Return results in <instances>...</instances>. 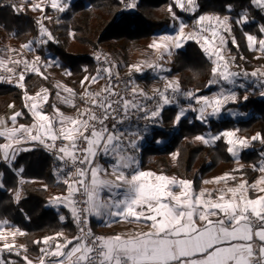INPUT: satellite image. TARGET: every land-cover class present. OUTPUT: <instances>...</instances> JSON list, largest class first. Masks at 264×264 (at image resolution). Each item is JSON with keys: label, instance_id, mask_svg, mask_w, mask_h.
Masks as SVG:
<instances>
[{"label": "snow or ice", "instance_id": "snow-or-ice-1", "mask_svg": "<svg viewBox=\"0 0 264 264\" xmlns=\"http://www.w3.org/2000/svg\"><path fill=\"white\" fill-rule=\"evenodd\" d=\"M28 2L29 0H22V4ZM251 2L264 11V0ZM174 4L185 12H195L198 7L196 0H174ZM11 6L16 12L23 11L22 7L15 4ZM50 6L63 12L67 3L66 0H50ZM228 7L230 11L231 6ZM31 10L44 11V8L36 0H32ZM168 11L174 20L179 19L171 6ZM236 23H247V14ZM196 24L199 26L198 30L186 34L184 29L187 25L181 21L175 35L160 37L163 43H154L152 47L163 48L171 55V48H181L186 39H195L197 43L202 40L203 51L210 54V58L215 56L216 61H223L222 66L218 64L213 67V80L209 86L220 81L234 85L239 74L228 70L231 61L225 60L222 54L225 37L221 34V29L231 33L229 17L201 15ZM260 31L264 33V26H261ZM40 35L46 36L47 40H53L51 33L42 24ZM245 35L250 50L264 52V38L257 39L253 35ZM232 43L236 44L234 37ZM22 47L31 50L32 44L25 43ZM38 61L39 56L31 62L12 59L6 61L0 58V69L13 74L11 78L0 76V82L11 83L13 79L17 81L16 87L24 90V106L33 120L31 125L17 126V118L22 117L23 112H16L7 119L0 118V138L6 141L0 144V156L6 163L14 160L18 152L31 149L14 148L13 145L28 143H35L51 151L61 162L57 172H63V177L58 175V181L62 179L67 191L65 197H55L54 200L69 208L79 229L78 235L54 246L50 245L49 241L56 237L49 236L42 242L37 241L36 243L48 245L40 249L42 255L39 257V264H264V195L258 194L255 198L249 196L250 191L264 193V176L252 184L243 180L235 186H227L230 180L235 181L237 177L225 174L214 181L225 184V187L215 194L203 189L196 191L191 181L139 170L138 161L128 151L136 148V142L132 139L126 140L129 133L118 126L124 124L136 112H144V119L157 117L165 105L173 102L167 93L169 89L172 93H178V82H168L164 90H156L159 101L156 109L149 111L137 98L151 100L155 97L147 96L142 90L137 91L134 84L131 89L126 85L124 90L116 91L119 85L112 82V68L105 67L98 70L97 76L91 77V81L96 83L106 77L108 83L99 92L85 90L84 94L78 97L85 105L83 108L77 107V94L74 90L55 85L67 93L62 95L61 91H57V98L65 106L76 108V116H66L55 104L50 105L52 113L48 114L43 111V107L49 102V90L42 88L33 96L28 94L24 84L25 73L28 71L47 79L37 66ZM22 63L24 69L17 73L15 68ZM9 64L12 66H8ZM148 67L155 70L159 66L149 64ZM221 67L222 70L218 71ZM133 69L141 72L140 66H133ZM251 75L256 77L257 73L253 72ZM116 78L118 79V73ZM81 84L83 85L84 81ZM128 91L131 92L130 99L125 94ZM187 95L191 97L193 94ZM260 95L264 96V91H261ZM236 99L235 93L226 94L223 89L211 98H198L196 102L201 104L198 118L206 122L205 112L209 108L210 115L216 116L222 105L228 101L235 102ZM184 115L185 112L181 109L175 117L176 122L178 123ZM221 135L227 137L226 142L233 146L229 147L228 151L234 157L238 154L234 150L236 144L242 148L249 147L247 138L233 140L235 134L232 131H225ZM196 139L205 144L210 143V140L203 136H197ZM211 139L218 140L220 135ZM251 139H259L264 143V138L259 134ZM99 158L106 159L108 166L101 165ZM253 170L264 173V161H261L259 167L253 166ZM0 188H3L2 183ZM90 217L104 221L103 226L106 227H111L113 223L127 222L141 224L148 231L97 236L89 227ZM63 219L64 217H61V220ZM6 224L7 221L0 222V240H6L3 234ZM16 232L25 235L19 229H16ZM15 234L14 232L13 236ZM15 247L14 244L3 245V248L9 251ZM23 250L27 251L26 248ZM15 254L20 256L21 252L16 251ZM23 259L25 264H32L26 255ZM0 264L15 262L5 261L0 255Z\"/></svg>", "mask_w": 264, "mask_h": 264}, {"label": "trees", "instance_id": "trees-1", "mask_svg": "<svg viewBox=\"0 0 264 264\" xmlns=\"http://www.w3.org/2000/svg\"><path fill=\"white\" fill-rule=\"evenodd\" d=\"M13 4L22 7L23 11H14ZM130 4L135 6L129 7ZM196 4L198 7L192 17L206 14L229 17L231 33L228 49L237 71L251 75L264 65V57L249 49L245 35L263 38L260 28L264 26V11L254 6L251 0H196ZM170 6L179 17L183 15L172 0H73L65 12L48 7L44 12L32 11L30 1L22 4V0H0V46L7 42L24 45L36 40L41 36L42 24L53 40L46 37L47 42L36 52L42 57L41 61L46 53L59 60L61 69L68 73V85L77 94L83 78L97 74L92 55L96 43H104L119 69L128 71L133 65V53L148 49L152 34L171 25ZM245 13L247 23L237 24L236 21ZM40 18L42 21H39ZM71 42L75 44L73 52L68 51ZM212 69V62L198 50L197 44L188 42L173 55L168 75H178L180 91H197L202 95L213 89L209 86ZM41 71L47 79L28 73L24 84L30 95L42 88L49 90L50 99L44 109L50 112L56 89L53 79L43 69ZM134 78L145 90L159 84L148 73L134 75ZM237 91L236 101L227 104L224 109L236 108L249 114L245 120H210L205 125L188 115L177 123V107H165L160 114V125L151 129L147 144L141 151L140 169L191 181L193 188L199 189L204 180L231 172L235 163L223 136L213 145H203L195 138L208 131L212 134L234 131L250 141V148L240 155L245 167L239 172L251 184L258 175L251 166L264 161V143L251 139L257 134L264 138V97L260 96V87L252 85ZM23 97V89L0 82V116L13 105L18 112L24 113L17 118L18 122H30ZM157 140H161L162 144L156 145ZM0 183L3 184L0 188V222L7 221V226L25 233L19 241L27 249L26 252L19 251L20 256L12 251L3 252L5 261L25 264L23 256L26 255L28 260L39 257L44 244L36 242H42L46 237H56L60 241L75 237L73 217L66 209L52 204L55 197L66 194V185L62 180L58 181L50 168L49 155L41 147L18 152L9 165L0 161ZM19 184L22 197L15 202L13 194ZM61 217L64 219L61 220ZM92 225L90 219V227ZM92 232L95 233V230ZM59 233L63 235L58 236Z\"/></svg>", "mask_w": 264, "mask_h": 264}, {"label": "rangeland", "instance_id": "rangeland-1", "mask_svg": "<svg viewBox=\"0 0 264 264\" xmlns=\"http://www.w3.org/2000/svg\"><path fill=\"white\" fill-rule=\"evenodd\" d=\"M29 1L31 3V8H32V0H29ZM72 1L73 0H66L67 7L65 8V11L70 6ZM172 1H173V4H174V0H172ZM36 2L40 3L41 7H43L44 10H45L46 7L50 8L52 10H57V9L51 8L50 0H36ZM174 6H175V4H174ZM254 6H256V5H254ZM176 9L180 13H182L183 15H181L179 17L175 13V11L173 10V12L175 13L176 17H178L179 19L178 20H174L173 19L171 25L168 28H165L163 31L154 32L152 34L151 43L148 46V49L133 53V65L128 70V72H131L133 75H139V76H144V75H146L148 73L155 80L159 81L158 85H152L150 88H148V90L147 89L145 90L143 88V86L137 82L138 85L141 87V89L145 92V94L147 96L155 97L154 99H151V100L144 99V102L142 103V104L147 106V109L149 111L155 110L156 107H157V103L159 101V98L156 96V90H161V91L164 90L165 84L168 83V82H171V81L178 82V75L177 74H174L172 76L168 75L169 66H170V63H171V61L173 59V55L175 54V52L177 50H179V49H182L185 46L186 43H188V42L196 43L197 47H198V50L201 51V53L207 59H209L212 62L213 67H217L218 64L222 66V64H223V61H216V57L215 56H211V58H210V54H207V53H205L203 51V48L201 47V44L203 43L202 40H201L200 43H197L195 39H186L185 42L183 43V46L181 48H178V49L175 48V47L171 48V55H168V53L163 48L156 49V48L152 47V45L154 43H163V41H161L159 39L160 37L165 36V35H175L176 32L178 31L179 23L181 21H183L187 25V27H185V29H184V32L186 34L187 33H191L194 30H198L199 26L196 24V20L198 19L199 16L198 17H192L194 12L181 11L178 7H176ZM65 11H63V12H65ZM41 12H44V11H41ZM206 15H208V14H206ZM210 16H218V15H210ZM171 17H172V14H171ZM221 18H223V17H221ZM39 21H42V18H40ZM221 34L225 37V47H224V51H223L222 54L224 55L225 60L231 61L228 70L230 72H235V73L239 74L235 78V81H236L235 84L234 85H229V84H227L224 81H220V83H218V84H211V87L213 89H212V91L210 93L202 94V95L199 94V92H197V91H180V88H179V92L178 93H172V91L169 89L167 95L170 98H172L173 102L170 105H165L162 108V110L165 107L176 106L177 109H178V114L181 111V109H183L184 112H185V115L183 117H186L188 115L190 117L192 116L196 120H198L200 123H203L205 125H207L210 120L220 121V120H223V119H233L235 121H238V120H245L246 118H248L249 114L243 113L239 109H236V108L224 109V107L227 104L232 103V101H228L224 105H222L221 106V111L216 116L210 115L211 109L209 108L205 112L206 122H202V119L198 118L200 116L199 109L201 107V104H198L196 102V100L198 98H203V97L211 98V97L215 96L217 93H219L222 89L225 91L226 94L235 93V95L237 97V94H238L237 90L238 89H246L249 85H252V86H255V87H260L261 91H264V75H261V73H264V65L259 67V68H257L254 71V72L257 73L256 77H253L252 75H249V74L247 76H245L243 72L237 71L235 69V66H234L233 62H232V58H231V56L229 54V49H228V40L230 39V34L227 33V32H224L222 29H221ZM204 35H209V33H204ZM45 38H46V36H44V37L40 36L36 40L32 41L31 42V44H32V49L31 50L23 48L22 45H14V44H12L10 42H7L3 46H0V58H4L6 61L9 60V59H12V60H22V61H30L31 62V61H35L36 56H39L40 57V61L37 62V66L40 67L41 70L43 69L44 72L50 78L53 79L54 86L55 85H61L63 87H67L69 89H72L68 85V73L64 72L61 69L59 60L57 58L53 57L52 55H50L49 53H46L43 56V61H41L42 57L39 54H37L36 50L42 44H44V43H39L38 41L45 40ZM263 38H264V33H263ZM216 43L217 44L219 43V38H217ZM247 44H248V41H247ZM256 47H258V44L256 45ZM100 48L101 49H106V45L104 43H98V44L96 43L95 51L100 49ZM13 50H15V51H13ZM74 50H75V44L71 42V44L68 47V51L69 52H73ZM255 53L258 56L264 57V52L255 51ZM149 64L158 65L159 67L157 69L153 70L152 68L148 67ZM8 66L11 67L12 65L9 64ZM133 66H140L141 67V72L134 71ZM23 69H24V65L22 63L18 67L15 68V71L18 73V72L22 71ZM161 69H163V70H161ZM219 70H222V67L218 68V71ZM28 73H32V72L28 71V72L25 73V75L28 74ZM12 75H13L12 73H8V72H5L2 69H0V76H7V77L11 78ZM95 76H97V74ZM86 77L87 76H85L83 78V80H82V81H84V84L82 85L80 83V85H79V91L77 93V97L80 96V95H83L85 90H89L91 92H97V91H99V89L101 87L100 79H99L98 82L93 83L91 81V77L90 78L87 77V78H89L87 80L85 79ZM212 80H213V75H212V78H211L210 81H212ZM5 83L11 84V85H16L17 81L15 79H13L11 83H9V82H5ZM240 85H243V87H241ZM55 89H56V92L57 91H61L62 95H67V93L63 92V88L58 89L57 87H55ZM261 91H260V93H261ZM37 93L33 94V96H35ZM189 93H191L193 95L190 97V96L187 95ZM261 97H264V96H261ZM52 104H55L60 109V111L62 113H64L66 116H73L74 117L77 114L76 108L65 106L57 98L56 93L54 95V99H53V103ZM44 108H45V105L43 107V111L46 112ZM193 109H195V110H193ZM162 110L159 112V115L157 117L152 118V119H147L148 122L143 127H141V128L140 127H135V133L138 135V140L136 141V148H135L136 152L141 153V151L143 150V148L147 144L148 138L150 137L151 129L152 128H156V127H158L160 125L159 124L160 123V114H161ZM16 112H18L17 108H15V106L11 105V107H9L8 111L5 114L1 115L0 118L7 119V118L11 117ZM46 113L51 114L52 113V108H51L50 112H46ZM141 113H142V116L144 117V112H141ZM30 119L31 120L28 123H21V122L19 123L18 122L17 126L20 125V124L31 125L33 123V120L31 118V116H30ZM9 124H10V122H9ZM232 132H234V131H232ZM222 133L223 132H221L220 134H212L211 132L208 131V132L204 133L203 135H200V136H203L206 139L210 140V143H208V144H205L203 141L197 140L196 138H195V141L199 142V143H201L203 145H213L216 142V140H212L211 137H215V136H218V135L222 136L221 135ZM234 134L235 135L232 137L233 140H242V139H244V138L239 137L235 132H234ZM227 139H228L227 137H224L225 142L227 141ZM5 142L6 141L4 139H2V142H0V144L5 143ZM248 143H249V147H247V148H242V147H240L239 144H236L234 146V150L237 151V153H238L237 156L234 157L231 153H229L232 156L235 164H234L233 170L231 172H229V173H226V174H231V175L236 176L237 179L235 180V182H237L240 179H243L242 175H241V173L239 171H240V169L245 167V164L241 161L240 155H241V153L243 151H246V150H248L250 148V141L249 140H248ZM161 144H162L161 140H157L156 141V145H161ZM227 145H228V148L229 147H233L232 145H229L228 143H227ZM13 147L14 148L28 147V148L31 149V148L43 147V146H39V145H37L35 143H28V144H21V145H13ZM0 161H3L2 156H0ZM11 161H9V164H10ZM261 161H263V160H261ZM101 162H103V166L104 167L108 166V161L106 159L103 158ZM138 167H139V163H138ZM251 167H253V166H251ZM224 175L225 174H223L221 176H224ZM221 176H217L216 178L215 177L211 178L213 180H211V179L204 180L203 182L209 181L210 183H205V185L202 187V189L206 190L207 192H212V193L215 194L217 192L216 188H219V186L222 185L223 183L221 182V183L218 184V183H215L214 181L217 180L218 178H220ZM110 178L114 179V177H110ZM256 178H255V180L257 181L258 179H256ZM231 182H233V181L230 180L228 183H231ZM199 189H195V190H199ZM104 195H107V193H104ZM14 232L16 234L13 236ZM3 234L6 237V240H0V255H2V253L5 252V251H9L8 249H4L3 248V245L5 243L14 244L16 246L15 249L12 250V252L23 251L24 248L21 247L22 245L20 244V241H19V238H20L21 235L18 232H16V229H13V228L5 225L4 229H3ZM58 242L59 243H63L64 241L55 240L54 242H50L49 244L54 246ZM46 247H48V245H44L43 246V248H46ZM37 258L30 260V261H32V264H38Z\"/></svg>", "mask_w": 264, "mask_h": 264}, {"label": "built area", "instance_id": "built-area-1", "mask_svg": "<svg viewBox=\"0 0 264 264\" xmlns=\"http://www.w3.org/2000/svg\"><path fill=\"white\" fill-rule=\"evenodd\" d=\"M93 58L96 64V68H97V72L98 70H101L105 67H111L112 71H113V78H112V82L114 84H118L119 87L116 88V91L120 92L122 90L125 89V86L127 85L128 89H131V87L133 86V84L136 86L137 91L142 90L141 87L138 85V83L136 82L134 75L131 72L128 71H121L117 65V63L111 58V56L109 55L108 51L106 49H98L96 51L93 52ZM97 57H99V59H97ZM118 73V79L116 78V74ZM101 75L103 76L104 74L101 73ZM101 82V87L99 89V91L108 83V79L102 78L100 79ZM97 91V92H99ZM143 91V90H142ZM143 93H145L143 91ZM127 95V97L130 99L131 98V92L128 91L125 93ZM82 96V95H80ZM79 97V96H78ZM77 97L76 99V105L78 108H83L85 105L84 103ZM139 100L140 103L144 102V98L143 97H138L137 98ZM148 122L147 119H144L142 116L141 112H136L134 113L131 118L129 120H126L124 122V124L119 125L118 127L124 129L125 131H127L129 133V136L126 138L127 139H132L135 140V142L138 140V135L135 133V127H143L144 125H146ZM44 151H46V153L49 155V159H50V168L53 171V173L58 177V175L62 178L63 177V172L58 173L57 170L61 167V162L59 160L56 159V157L52 154L51 151L46 150L45 148L41 147ZM129 153L136 156L137 152L135 149H128ZM4 162V160H3ZM4 164L9 165V162H4ZM62 180V179H61ZM15 195V194H14ZM82 206V205H81ZM90 221V218H89ZM75 223V221H74ZM89 227H90V222H89ZM91 228V227H90ZM79 234V229L77 227V224L75 223V236ZM95 234V233H94ZM97 235V234H95ZM99 236V235H97ZM42 254H40L39 257H41ZM39 257L38 259V264H39Z\"/></svg>", "mask_w": 264, "mask_h": 264}, {"label": "crops", "instance_id": "crops-1", "mask_svg": "<svg viewBox=\"0 0 264 264\" xmlns=\"http://www.w3.org/2000/svg\"><path fill=\"white\" fill-rule=\"evenodd\" d=\"M140 154L139 152H137L135 158L136 160L138 161L139 163V170H142L140 169ZM103 158H99V163L102 161ZM260 162H258V164L256 165V167H259L260 166ZM101 165H103V162L100 163ZM142 171H145V170H142ZM146 172H149V171H146ZM258 172V171H257ZM261 176H264V173H260L258 172V176L256 179H259ZM216 178V177H215ZM213 180V179H211ZM243 181V179H240L238 180L237 182L233 181L231 183H228L227 186H235L239 183H241ZM256 180H254L252 183H254ZM21 181L19 180V183ZM251 183V184H252ZM205 185V182H203L200 186V189L199 190H196V191H200L202 190V187ZM225 187V184L223 183L222 185L219 186V188H216V190L218 191L219 189L221 188H224ZM17 193H19V199L22 197V190L20 188V184L16 190V192L13 194V199L15 202H17ZM264 195V193H258V192H255V191H251L249 192V196L255 198L256 195ZM67 195V192L64 196H59V197H65ZM52 204L56 207H59V208H64L66 209L69 214L72 216L70 210L68 207H65L64 206V203H61L60 201H56V200H53ZM90 219L93 221V225L91 227V230H95V234L99 235V236H112V235H115V234H126V233H131V232H141V231H148L147 228L143 227L141 224H135V223H127V222H122V223H113L111 227H106V226H103L104 225V221L98 219V218H95V217H90ZM56 239L52 240V241H49L50 242H54ZM37 262H38V259H37Z\"/></svg>", "mask_w": 264, "mask_h": 264}]
</instances>
